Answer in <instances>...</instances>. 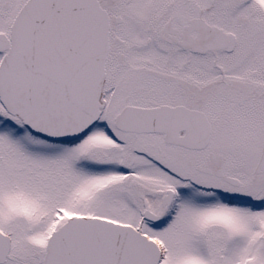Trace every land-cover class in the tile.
<instances>
[{
	"label": "snow or ice",
	"instance_id": "6c2138e0",
	"mask_svg": "<svg viewBox=\"0 0 264 264\" xmlns=\"http://www.w3.org/2000/svg\"><path fill=\"white\" fill-rule=\"evenodd\" d=\"M0 264H264V0H0Z\"/></svg>",
	"mask_w": 264,
	"mask_h": 264
}]
</instances>
